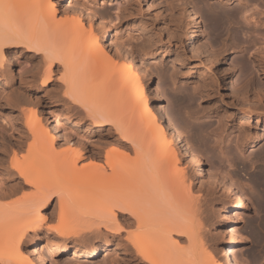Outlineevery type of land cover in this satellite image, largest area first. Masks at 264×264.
I'll list each match as a JSON object with an SVG mask.
<instances>
[{
	"label": "bare ground",
	"instance_id": "6f19581e",
	"mask_svg": "<svg viewBox=\"0 0 264 264\" xmlns=\"http://www.w3.org/2000/svg\"><path fill=\"white\" fill-rule=\"evenodd\" d=\"M239 1L240 8L230 11L218 6L207 11L198 8L208 17L216 38H235L238 30L232 25L238 16L250 24L257 13L254 23L259 24L252 27L263 25L259 15H264V7L258 4L264 5V0ZM81 9L57 18L51 0H0V85L10 92L7 102L20 107L29 101L22 93L41 89L48 96L43 113L52 119L49 129L36 110L26 113L22 107L32 134L28 146L36 147V153L22 161L14 155L4 169L5 180L13 183L0 189V264H46L44 255L33 248L43 229L54 233L47 243L49 249L64 251L72 246L73 256H95L114 241L128 254L125 264H240L230 235L222 238L219 258L211 251L208 211L204 212L211 190L221 184L234 196L226 206L228 211L244 209L245 194L229 175H223L225 184L223 178L219 181L216 169L208 170L212 180L206 187H196L194 176L204 177L205 167L196 142L185 136L187 127H182L186 124L174 111L165 114L160 108L159 92L149 87L151 77L143 59L133 54L128 62L118 63V55L99 42L100 36L104 42L110 39L105 19L88 8L90 19L85 22ZM188 17L194 20L192 11ZM187 38L195 45L194 31ZM10 49L17 55L31 52V68L19 79L20 90L15 75L5 66L12 63L7 57ZM254 52L264 66V46ZM243 114L253 117L257 113ZM59 116L73 125L86 120L93 126L110 125L127 150L107 149L104 143L89 149L81 137L71 142V130L60 143L53 132L61 125ZM54 200L57 211L46 215L44 210ZM55 213L56 221L50 223ZM233 230L236 234L237 229Z\"/></svg>",
	"mask_w": 264,
	"mask_h": 264
},
{
	"label": "rangeland",
	"instance_id": "374dc122",
	"mask_svg": "<svg viewBox=\"0 0 264 264\" xmlns=\"http://www.w3.org/2000/svg\"><path fill=\"white\" fill-rule=\"evenodd\" d=\"M51 1L57 18L65 13H72L79 7L81 9V6V10L83 7L87 8L80 14L85 16V22L90 19L86 15L90 9L96 11L97 17H103L110 39L104 42L100 36L99 42L108 52L118 55V63L123 59L128 62L133 54L134 57L143 59L151 77L149 87L157 88L159 92L160 108L165 114L174 111L178 118L180 116L186 125H183L181 119L179 125L187 127L186 130L183 129L185 136L188 135V140L193 139L192 143L196 142L195 149L201 154L205 174L202 178L194 176L196 187H206L207 182L212 180L208 170L216 169L219 181L223 180L225 184V178L230 176L238 184L237 188L245 194L246 207L228 211L226 206L233 202V194L227 193L222 184L211 190V196L206 202L208 208L204 212L208 211L205 214L208 219L206 231L210 238L209 244H212L211 251L219 258L223 248L222 238L230 235L234 239L235 255L240 254V264H264V66L259 64L254 52L258 46H264V15H259L263 25L258 28L259 23H254L257 13L253 14V24H248L238 16L237 24L232 25L238 30L235 38L230 36L220 39L211 31L208 17L200 14L198 8L207 11L218 6L230 11L240 8L239 0L226 3L218 0ZM249 6L247 3L246 8L249 9ZM258 7L263 8V3L260 2ZM190 11L193 12V21L188 17ZM91 21L95 26L96 17L91 18ZM190 31L196 34L195 45L188 43ZM232 38L238 44L237 47ZM7 53L12 63L8 64L6 61L5 66L10 67L15 75L16 88H22L19 79L24 78L26 71L31 68V52L22 51L17 55L10 49ZM22 95L21 97L29 98V101L15 107L7 102L10 99L8 88L0 85V189H6L9 183H13L5 180L4 169L14 155L18 161H22L36 153V147L28 146L32 141V134L21 110L24 108L26 113L36 110L46 126L52 129L50 114L45 116L42 106L48 107V96L41 89H32ZM50 106L52 109L55 107L54 104ZM150 106L151 100L148 101V107ZM247 111L257 114L253 117L243 116V112ZM57 119L61 125L53 132L57 133L60 143L67 131L71 130V142H78L77 138L81 137L80 141L89 149L104 143L103 147L107 149L117 147L127 150L126 146L118 143L120 137L110 125L93 126L88 120L73 125L65 117L59 116ZM197 128L201 130L198 131ZM190 136L194 138L190 139ZM123 141L130 144L125 139ZM189 143L192 145L190 141ZM194 145L192 146L195 147ZM62 146L67 147L66 144H60L61 148ZM54 203L55 200L44 210L46 215L57 211V207L53 209ZM56 218L55 213L50 216L49 222H55ZM230 228L237 229L236 234L234 230L232 234ZM53 234L43 229L36 237L38 239L33 247L44 255L46 264H125L128 259L125 249L114 241L106 249L101 247L98 254L92 257L73 256L72 246L64 251L51 250L47 243L54 239Z\"/></svg>",
	"mask_w": 264,
	"mask_h": 264
}]
</instances>
